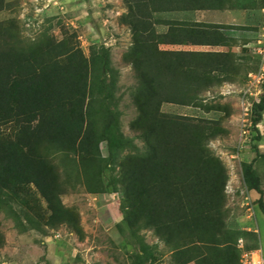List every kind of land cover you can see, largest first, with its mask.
Wrapping results in <instances>:
<instances>
[{
	"label": "trees",
	"instance_id": "1",
	"mask_svg": "<svg viewBox=\"0 0 264 264\" xmlns=\"http://www.w3.org/2000/svg\"><path fill=\"white\" fill-rule=\"evenodd\" d=\"M125 1L132 31L128 60L139 79L134 98L138 114L131 127L140 132L144 148L126 155L120 164L123 221L133 231L152 229L167 245L175 246L173 253L182 263L212 264L215 252L231 249L223 220L226 168L207 146L211 135L205 124L160 107L164 103L201 107L196 98L209 87L210 72H198L192 58L219 54L157 47L159 42L223 45L221 38L212 39L205 32L197 35L186 29L187 24L177 30L181 22L160 15L193 10L197 3L211 0ZM10 4L0 0V10ZM160 24L171 31L167 40L156 32ZM151 61H157L156 71L149 66ZM163 61L182 74L179 88L161 83ZM107 62L103 48L86 58L66 39H24L13 20L0 22V196L6 189L27 205L25 195H31L32 185L46 202V225L66 224L79 235V213L62 201L69 181L58 161L62 163L68 152L81 162L94 159L101 137L113 146V120L105 116L99 131L92 100L95 88L103 87L99 79ZM95 71L100 85L92 77ZM263 110L264 94L252 104L253 125ZM242 171L247 187L259 193L257 203L264 213L261 177L251 162L243 164ZM3 244L0 231V247Z\"/></svg>",
	"mask_w": 264,
	"mask_h": 264
},
{
	"label": "rangeland",
	"instance_id": "2",
	"mask_svg": "<svg viewBox=\"0 0 264 264\" xmlns=\"http://www.w3.org/2000/svg\"><path fill=\"white\" fill-rule=\"evenodd\" d=\"M5 1L11 4L0 10V22L13 20L24 39H66L86 58L101 52V48L107 52L106 69L99 79L103 87L95 88L92 100L99 131L108 116L113 120L114 133L112 147L108 139L101 137L94 159L81 162L75 153L68 152L62 163L58 161L62 164L63 178L67 173L69 181L62 201L79 213L81 235L66 224L56 228L46 225V202L32 185L31 195H25L28 206L13 198L10 191L3 190L0 231L4 244L0 247V264H140L141 260L142 264H204L196 260L182 263L180 255L173 253L175 246L167 245L152 229L141 227L133 231L123 221L120 164L126 155L144 148L140 132L131 127L138 114L134 98L139 79L128 60L132 31L125 17L126 1ZM198 6L225 7L232 10L231 14L234 9L242 8L241 14L248 16V20L238 24L220 15L218 19L213 18L220 23L203 29L192 20L181 21V25L187 24L186 29L196 34L205 32L221 38L223 45L218 47L159 42V50L219 54L192 58L198 72H210L206 81L209 87L196 98L201 107L164 103L160 108L167 113L189 116L202 126L205 124L211 135L207 146L226 168L223 220L231 241L229 252H215L212 264H239L245 251L261 248L264 255V214L259 212L257 199L247 187L242 171L243 164L251 162L261 177L263 189L264 126L253 125L251 106L264 94V76L258 79L263 67L264 0H211L199 2ZM193 19L212 17L203 18L198 13ZM155 29L168 39L167 33L171 31H167L166 24L156 25ZM176 29L182 31L184 26ZM163 63L158 74L161 83L179 88L182 74ZM156 64L157 61H151L149 66L156 71ZM92 74L96 85H100L96 80L98 71Z\"/></svg>",
	"mask_w": 264,
	"mask_h": 264
},
{
	"label": "crops",
	"instance_id": "3",
	"mask_svg": "<svg viewBox=\"0 0 264 264\" xmlns=\"http://www.w3.org/2000/svg\"><path fill=\"white\" fill-rule=\"evenodd\" d=\"M196 9H193V10H176V11H169V12H163V13H160V15L164 17V15L166 16L165 19H169V20H173V21H176V22H183L184 20H192L198 24H200V29H203L204 27L205 28H209V27H213L215 26L216 23H220V22H216V21H213V18H216L218 19V17L220 15H222L226 20L228 21H237L238 24H242V23H239V21L241 22H246L248 20V16H245L244 14H241V12L244 10L242 8H236L234 9V12H232L233 14H231V11L230 9H225V7H223V9H221L220 7H213V9L209 8V7H199L198 6V3H197V6H195ZM221 11H223L221 13ZM200 14L203 18L206 17V16H211L212 19L210 20H205V19H193L194 18V15L195 14ZM244 13V12H242ZM205 25V26H204ZM207 25V26H206ZM184 26V25H182ZM194 28H198L196 26H193ZM199 35V34H197ZM208 35V34H207ZM210 38L212 39H215V38H218V37H215V36H210ZM209 38V39H210ZM172 45H192V46H209V47H218V46H222V45H204V44H172ZM181 50V49H180ZM258 124H262V126H264V113L262 114V117H261V120L258 122ZM252 193H253V197H255L256 199L259 198V193L255 190H251ZM263 192H264V184H263ZM263 198H264V193H263ZM259 207V206H258ZM259 212L263 213L260 208H259ZM264 214V213H263ZM257 224V223H256ZM257 227H258V224H257ZM260 232V230H259ZM261 249V248H260ZM262 251V249H261ZM262 254H263V251H262ZM264 256V255H263Z\"/></svg>",
	"mask_w": 264,
	"mask_h": 264
},
{
	"label": "built area",
	"instance_id": "4",
	"mask_svg": "<svg viewBox=\"0 0 264 264\" xmlns=\"http://www.w3.org/2000/svg\"><path fill=\"white\" fill-rule=\"evenodd\" d=\"M262 69L259 71L258 79L261 80L264 76V51L261 52ZM253 104V103H252ZM252 109V106H251ZM240 264H264V256L260 248H255L245 251L241 254Z\"/></svg>",
	"mask_w": 264,
	"mask_h": 264
}]
</instances>
